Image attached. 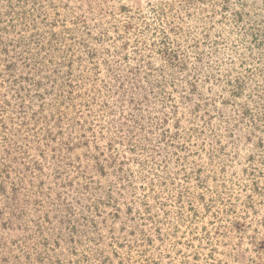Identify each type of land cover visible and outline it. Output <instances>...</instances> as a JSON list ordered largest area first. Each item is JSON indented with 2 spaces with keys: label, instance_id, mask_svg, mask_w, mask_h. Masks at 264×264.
I'll list each match as a JSON object with an SVG mask.
<instances>
[{
  "label": "rangeland",
  "instance_id": "obj_1",
  "mask_svg": "<svg viewBox=\"0 0 264 264\" xmlns=\"http://www.w3.org/2000/svg\"><path fill=\"white\" fill-rule=\"evenodd\" d=\"M0 264H264V0H0Z\"/></svg>",
  "mask_w": 264,
  "mask_h": 264
}]
</instances>
